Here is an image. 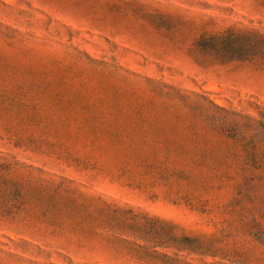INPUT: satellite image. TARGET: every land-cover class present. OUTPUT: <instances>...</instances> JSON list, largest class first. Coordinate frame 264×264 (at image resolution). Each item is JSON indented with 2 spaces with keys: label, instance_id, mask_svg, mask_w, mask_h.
<instances>
[{
  "label": "rangeland",
  "instance_id": "1",
  "mask_svg": "<svg viewBox=\"0 0 264 264\" xmlns=\"http://www.w3.org/2000/svg\"><path fill=\"white\" fill-rule=\"evenodd\" d=\"M257 106L264 0H0V264H264Z\"/></svg>",
  "mask_w": 264,
  "mask_h": 264
},
{
  "label": "trees",
  "instance_id": "2",
  "mask_svg": "<svg viewBox=\"0 0 264 264\" xmlns=\"http://www.w3.org/2000/svg\"><path fill=\"white\" fill-rule=\"evenodd\" d=\"M226 117L232 115L238 120L232 123H223L231 138L241 144L244 152V160L241 170L243 172L244 187L258 186L264 189V106H257L258 112L256 117L229 113L223 108L217 107Z\"/></svg>",
  "mask_w": 264,
  "mask_h": 264
}]
</instances>
